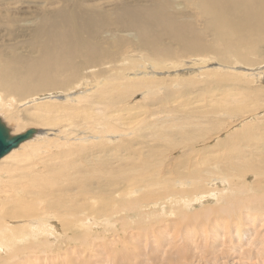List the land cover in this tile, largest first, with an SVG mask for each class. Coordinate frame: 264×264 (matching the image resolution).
Instances as JSON below:
<instances>
[{
  "label": "bare ground",
  "instance_id": "obj_1",
  "mask_svg": "<svg viewBox=\"0 0 264 264\" xmlns=\"http://www.w3.org/2000/svg\"><path fill=\"white\" fill-rule=\"evenodd\" d=\"M146 1L145 6L139 0H56L58 7L52 19L55 25L44 28V34L39 35V40L47 45L40 46L39 57L31 60L27 55L19 64L16 54L9 52L0 59V90L11 98L22 101L38 91L63 89L65 92L64 95L49 93L44 104L23 111L28 122L40 124L41 128L29 127L34 128L32 135L0 158V179L3 178L0 180V264H87L88 261H78V254H86L94 264H196V259L204 260L205 264H264V194L245 200L235 197V201L228 200L229 203L215 209L213 203L202 211L187 210L225 195V186L229 191H238L237 195L240 191L264 193V117L258 118L259 124L254 123L255 131L248 132L247 127L243 132L228 133L225 142L230 151L212 156L216 147L196 148L199 142L221 132L216 128L218 125H212L210 117L215 114L216 121H220L229 111L247 115L245 108L250 101L245 107L246 101L228 93L230 99L211 98L204 108L193 105L194 108L184 110L189 107L188 102L169 107L166 101H177L181 96L178 92L190 91L191 86L196 88L192 76L166 80L160 78L163 71L156 79L151 75L129 74L143 67L154 72L169 69L165 70L166 75L181 73L178 71L182 67V61L178 62L181 57L174 55L175 61L165 59L167 50L157 46L163 36L185 42L190 55H202L197 51L210 49L225 63L234 59L252 66L256 59L249 55L255 57L258 45L264 42V0H188L198 9L194 17L204 18L203 27L197 32L193 29L194 34L189 30L191 25L174 18L173 0ZM115 30L133 31L127 35L137 37L147 48L148 52L139 57L140 64H135V52H114L113 47L118 49L128 42L127 38L113 33ZM209 32L216 40L212 45L221 46L220 50L214 46L208 48L210 44L203 41L198 43L199 37ZM228 69L217 74V70H211L216 74L212 82L221 84L220 95L222 83L231 80L245 97L255 92L241 87L240 84L250 80L238 78L239 73L234 72L230 79L227 73L233 68ZM212 72L209 71L211 75ZM37 74L40 82L33 83ZM252 75L249 76L254 78ZM75 81L80 86L67 90ZM174 83L179 89L172 90L179 91L167 87ZM136 91H142L143 100L150 102L131 115L136 107L126 105L125 101ZM50 98L64 100L47 101ZM259 100L250 103L256 110L264 107L263 100V103ZM3 101L0 98V111L7 115L9 108L5 110L7 105ZM162 101L165 103L159 104ZM153 105L157 107L151 108ZM127 113L130 117H124ZM11 116L10 120L15 119ZM151 117L153 120H149ZM0 119L5 123L2 116ZM91 121L93 125L87 131L98 137L111 129L126 130L131 125L136 134L112 147L107 146L111 140H93L96 143L88 147L65 148L79 132L74 133L75 127ZM51 127L65 134V140L53 142L57 147H53L55 152L45 144L49 132L45 130ZM68 128L72 131L68 132ZM9 129L12 134L25 131L14 133ZM176 151L178 155H174ZM248 178H252L251 186ZM226 180H230L229 185ZM223 208L228 212L222 211ZM210 213L214 217L209 222ZM236 213L242 214L237 215V220H242L240 224L246 227L242 232L237 220L232 219ZM168 216L171 217L167 219ZM204 218L209 223L207 226ZM172 223L181 225L182 232L174 235ZM192 225L203 226L199 228L202 233L198 235L199 241L196 231L189 227ZM227 226L228 231H223ZM202 240L208 241V249L195 251L202 247ZM227 250L232 257L226 254Z\"/></svg>",
  "mask_w": 264,
  "mask_h": 264
},
{
  "label": "rangeland",
  "instance_id": "obj_2",
  "mask_svg": "<svg viewBox=\"0 0 264 264\" xmlns=\"http://www.w3.org/2000/svg\"><path fill=\"white\" fill-rule=\"evenodd\" d=\"M126 1L127 2L128 1L137 2L138 0H126ZM157 1H161V0H157ZM168 1H171V0H168ZM138 3L141 4V5L145 4V6L148 5V2L146 0H139ZM173 6H174V8H173L174 18L177 21H179V22H183V23H187V24L191 25L192 27L189 30L192 32V34L195 33L194 30L197 32L199 30V28L203 27L204 18L194 17V14L197 12L198 9L195 8V6L190 1H188V0H173ZM57 7H58V2H56V0H44V1L43 0H0V59H3V57L8 56L9 52H12V53L16 54V57L18 59L17 62L19 64L21 62V59H25V56H27V55H30L27 59H31V60L39 57L40 52H38V50H40V46H42V45L43 46H47L46 43H44L43 41L39 40V35H43L44 34V28L51 29L52 27H54L55 24L52 23V19H53V15H54V12H55ZM6 8H9L10 10H6ZM7 21L10 23L8 26H6L4 24V22H7ZM113 33L118 34L117 36H122V37H125V38L128 39V42L125 44V46H123V44H122V45H120V47L118 49L113 47L114 48V52H120V51L123 52L125 50H126L125 52H129V50H130V52H135V54H133L134 56L132 55L134 58H136L135 64H138L136 62H139V64H140L139 57L141 56V53L148 52V50H147L146 47H144L137 40V37H132V36L129 37L127 35V33L128 34L129 33L132 34L133 31H127V32L121 31L120 32V31H116L115 30V31H113ZM119 33H121V34H119ZM201 41H203V42H205L207 44H210L208 46V48L211 47V46H214L216 48V50H220L222 48L219 45H212V43H216V40L213 38L211 32H209L207 34H204L202 37H199L198 43L200 44ZM157 46H158L159 49H166L167 50V54L165 55V59L173 58L172 60L175 61V58L173 57L174 55H175V57H177V56L181 57V60H178V62L182 61V63H180V65H182L183 68L181 67L180 69H178V71H180L181 73H176L177 75L176 74L166 75L167 72L170 71L169 69L164 68V69H161L159 72L158 71L154 72L153 69H149L148 68L149 71H147V70H145V68H147V67L144 68L142 66L144 68V74L142 72L143 68H141L140 70H136L135 72L132 71L129 74L131 76H135V77H141V76L149 77L151 75L150 77L154 76L155 77L154 79H156V77L158 78V76L161 75L160 78H162V79L164 78L166 80H168L169 78L179 79V77L180 78L182 77L181 79H184L183 77H187V78L191 79V76H192V78L194 79L193 82L196 81V82H194L195 83L194 85L196 86V88L194 86H191L190 89L192 90V92H190L191 90L189 91L188 89L186 91H183V92H178V94L180 93L181 96L178 97L177 101L174 102L175 99L174 100L171 99L169 101H166V104L169 107H174V105L177 106L180 103L188 102L189 103V105H188L189 107H187L186 109L184 108V110H188V109H190V107L194 108L195 106L197 108H204L208 103H210L209 101L212 100L211 98H215V99H217V98L230 99V97L228 96V93L230 94L231 97L234 96V98H236L238 100L246 101L245 102V105H246L245 107H247V104L249 106V107L245 108V109H247L245 112H249L247 114L249 116H247L246 114L241 116V114L239 113L241 111H237L238 112L237 113V112L228 110L230 114L228 113V115H222V117L220 118V121L219 120L216 121L217 117L215 116V114H213L210 117L212 119L211 120L212 125H215V127L218 125L216 128L221 130V132H219L218 134H215V135L213 134L211 136V139L209 138L205 142H199L198 146H196L197 149L203 150V148H204V150H205V148L208 149V146H209L210 149L213 150L214 147H216L214 149V150H216V152L212 156H214L215 154H216V156L217 155L219 156L221 154L220 151L223 152L224 150H228V146L229 145L225 142V139H226V136H227L228 133L235 134L236 132H243L245 130V128H247V127H249V129H250V130L248 128L246 129V131H248V132H252V131H255L257 129V127L253 126V125L259 124V121H261L263 119V117H264V109H261V108H264V107L260 106L259 107L260 109L256 110V109H254L256 107L251 106L250 103H252L251 101L259 100V99H262L263 102H264V99H263L264 95L262 96V94L264 93V77H263L264 76V74H263V72H264V66H263L264 65V42H261L258 45V53L256 54L257 57L256 56L254 57V55H251V54L249 55V57L251 56L253 59H256V60L252 59L253 61H255V64H253L252 66L250 65L251 67L248 66V65H245L243 63L240 64L239 62L234 61V59H232L228 63H225L221 59H219L220 55L216 51H213V50H210V49H207V50L200 49V51H197V52H202V55H197V56L190 55V53H188V52H191L189 50L190 48L188 49V45L185 42L180 41V40H175V39L169 38L167 36L161 37V39L157 42ZM107 47H109V46H107ZM213 56L216 59L213 58ZM261 59L263 60L262 63H261V61H262ZM195 60H196L197 63L195 62ZM203 60L207 61L208 65H207V62H204ZM211 60H212V62H211ZM167 62H166L168 64L167 67H169L170 66V61H167ZM203 63H205V64L203 65ZM195 64H197V65L195 66ZM198 64H200L199 67H198ZM256 64H257V66H256ZM205 65H206V67H205ZM192 68H193V70H192ZM199 68L200 69L202 68L201 71H200ZM206 68H208V69H206ZM217 68H221V70L220 69L217 70ZM228 68H233V70L230 69V72L227 73L228 76L230 77V79L233 76V73L235 72L236 74L239 73V74H237L238 78L239 77H244L245 80H250V81H246V82H244L243 84H240V85L244 89L247 88L246 90H251V92H253V91L257 92V93L253 92V94H255V95H253V94L250 95L252 98H250V96L249 97L248 96L245 97L246 95L243 94L241 92V90H239L236 87L238 85H236V84L233 85L232 84L233 83V82H231L232 80L227 82V83H222V95L219 94L221 92H220V88H218V86H220L221 84L220 85H216V83L212 82L213 79L215 78L214 75H216L218 72L222 73L223 71H224V73H226L227 71H229ZM183 69H185V70H183ZM222 69H224V70L222 71ZM239 69H242V71L244 73H241L242 71L239 70ZM150 70H152V71H150ZM165 70H168V71H165ZM206 70H209L210 72H212L211 70H213V72H215L216 70L217 71L215 72L216 74L212 72L213 73L212 75L208 71V74L201 76V74L204 71H206ZM245 70H246V73H245ZM253 70H255V71H253ZM256 70H257V72H256ZM162 71L164 73H161ZM239 71H241V72H239ZM259 71H260V73L258 74ZM152 72H153L154 75L151 74ZM134 73H135V75H132ZM170 73H174V71H171ZM235 73H234V75H235ZM247 73L249 75L253 74L252 76H254V78L255 77L256 78L255 79L251 78ZM254 73H256V74H254ZM145 74L146 75L148 74V75L146 76ZM240 74L242 76H239ZM39 79H40V75L37 74L35 77H33L32 81H33V83H36V82L39 83L40 82ZM175 81H179V80H175ZM78 84H79V82L75 81L72 84V86L69 89H67V90H74L73 88H76L75 86H80ZM248 85H249V87H248ZM81 86L83 87L82 84H81ZM86 87L89 89V86H86ZM167 87H170L171 90H172V88L179 89L178 86L175 83L172 86H167ZM261 87H263V88H261ZM159 88H160L161 91L164 90L163 87H159ZM177 89H173L172 91L177 90ZM177 91H179V90H177ZM52 92L55 95H57V94H63L64 95L65 94L63 89L50 90V91H45V92L38 91V92L34 93L33 95H31L29 97H26L22 101H17L16 99L11 98L13 96L10 97L9 94H4V92H2L0 90V98H1L2 101L5 99L3 102H6V105H7L6 106L7 108L5 106H4V108H5V110L9 108L7 110L9 112V114L6 115V113L0 111V116L3 117L5 123L12 129V131L14 133L15 132L17 133V131H19V132L24 131V130H26L29 127H35V128L40 127L41 128L40 124L37 125L35 123L36 124L35 125L34 122H28L26 120V118H25V112H23V111L25 109H27L28 107H29V111H32L30 109L31 107L44 104L46 99H49L47 97L45 98V96H47L49 93H52ZM258 92H260V93H258ZM232 93H233V96H232ZM258 94H261V95H258ZM2 95L4 97H2ZM257 95H258V97H255V98H257V99H255L254 96H257ZM142 96H143V92L142 91H136V92L130 94V96H129L132 100L130 98H128L129 100L125 101L126 105H133V106L136 107V111L131 112V115L137 114V112L143 110L144 106H145V102L146 103H148V101L150 102L149 99H147L146 101L143 100L144 98ZM33 98H39V99L37 100V102L36 101L35 102H30ZM140 98H142V99H140ZM57 99H59V100H57ZM60 99L61 98H56V99L50 98V100H47V101H54L55 100L54 102H60L61 100L62 101L64 100V98H62L61 100ZM10 100H11L12 105H11V103H8V101H10ZM42 100H43V102H42ZM72 100L75 101V98L74 99L72 98ZM262 100H259V101L261 102ZM247 102H249V103H247ZM263 102H261V103H263ZM35 103H38V104L34 105ZM164 103H165V101H162L159 104H164ZM16 104H17V106H16ZM55 105H57V103ZM193 105H195V106H193ZM263 105H264V103H263ZM229 106H230V108H234V106L232 104H229ZM12 107H13V109H12ZM155 107H157V106H155V105L151 106V108H155ZM13 110L14 111L18 110V111L14 113ZM248 110H251V111H248ZM225 111H227V110H225ZM16 114H17L18 117L15 116ZM5 115H6V117H5ZM8 115H10V116L13 115L14 116L13 118H15V119L12 120V118H11V120H10V116H8ZM19 116H22V118L19 117ZM255 116H257V117H255ZM124 117H130V114L127 113L126 116L124 115ZM247 117H249V118H247ZM144 118H145V115H144ZM153 118L154 117H151V118H149V120H151V119L153 120ZM244 118H245V120H244ZM258 118H261V120L258 119ZM16 119H18V122L16 121ZM8 120H9V122H8ZM14 121H15V124H14ZM25 121H27L28 123L27 122L25 123ZM32 123H33V125H32ZM18 124H21V125H18ZM247 124H250L251 126L250 125L248 126ZM92 125H93V122L92 123L88 122L86 124L80 125L81 127L80 126L75 127L76 131L74 133H76L78 131L79 132L76 133L75 140H72L71 143L69 144V146H71V147H69L67 145L65 148H67L69 150V148L72 149L76 145H79L81 147H83V146L88 147L91 144H94L96 142H103L105 140H111V142L107 143V146L109 144L108 147H112L113 144H114V146H115V144L119 145L123 141H127L126 139H130L132 136H134L136 134V132H134L135 129L132 128L134 125H131L129 128H127L128 130L127 129L126 130L125 129H120V130L116 131L114 129H111V132H110V130L107 132L108 135L107 134L103 135V136L106 135L107 136L106 138L103 137V136L98 137V136H95L96 134L93 131H91V132L87 131L88 129L91 130ZM47 127L49 128V126H47ZM224 127H225V129H224ZM252 127L253 128L255 127L256 129H253ZM44 128H46V126ZM226 128H227V130H226ZM17 129H19V130H17ZM81 129H83V130L81 131ZM251 129H253V130L251 131ZM53 130L54 129H52V127L50 129H46L45 130L47 132L49 131L48 134H47V139L48 140L45 141L46 142L45 144L48 145L50 148H52L51 152H55L54 148L56 146L55 147L53 146V142L54 141H56V140L60 141L61 139L65 140V134L61 133V129L59 131H56V129H55L54 132H53ZM235 130H236V132H234ZM71 131H72V129L70 130V128H68V132H71ZM87 132L89 133V135L87 134ZM112 132H114V133H112ZM220 133H222V134H220ZM92 134H94L93 137L91 136ZM78 135H81V136L78 137ZM82 136H84L83 137L84 139L82 138ZM110 136H113L115 139L113 137L111 138ZM121 136L124 137V138H122ZM125 136H128V138H126ZM94 137L97 138V140ZM81 138H82V141L84 140L83 141L84 143L81 141ZM98 138H101V140L99 141ZM89 139H92V140H89ZM78 140H79V142H78ZM93 140L96 141V142H93ZM121 140H122V142H121ZM219 141H221V142H219ZM72 143H73V145H72ZM117 145H116V147H117ZM217 145H219V146H217ZM223 146H224V148H223ZM228 151H230V149ZM51 152L49 154H52ZM178 154L179 153L176 151L174 155H178ZM208 162H209V160H208ZM2 179L3 178H1L0 180H2ZM247 180H248V182H250L249 186H251L252 183H253V182H251L252 178H248ZM225 182L228 183V185H229L230 180H226ZM224 189H226V192H225L226 194L225 195H222V196L218 195L217 197L212 198L209 201L206 200V202L205 201L200 202L202 204L201 206L199 205L200 204L199 203L195 207L192 206L190 210L187 209V208L186 209L188 211H190V213H192L193 210H194V212H196L198 209H199V211L200 210L202 211L204 206L207 205L208 207H210L209 205H213V203H214V206L212 208L215 209V208H217V207H219L221 205L224 206L225 204H227V202L229 203L228 200H233L235 197L239 198L241 200H245L249 196H257L258 194H264L260 190H258V191L254 190V192L251 191L249 193H247L245 191L244 192L240 191V195H237L238 191H236V192H235V190H230L229 191V187L228 186H225ZM137 191L139 192V189H137ZM238 194H239V192H238ZM233 195H235V196H233ZM223 196L224 197L226 196L229 199H227L226 197L224 198ZM235 200L236 199H234V201ZM178 208H179V206H178ZM225 209L226 208H223L222 211H225L227 213L228 211L225 210ZM222 213H224V212H222ZM209 215L210 216H208V218L207 217H205V218L209 219L208 220L209 222L213 221L212 218L214 217V214L210 213ZM237 215L239 217L242 214L236 213L234 215L235 218L232 217V219L236 221L237 218H238ZM170 217L171 216H168L167 219H169ZM174 217H175V215H174ZM205 218H204V225L207 226L209 223H208V221H206ZM222 218L226 219V217H222ZM227 219H228V217H227ZM241 221L242 220H237L238 223L236 222V224L240 227V231L242 232V230H245L246 227L242 223H241L242 225L240 224ZM228 223L229 222H227V225H228ZM171 226L172 227L175 226L174 227V229H175L174 230L175 231L174 235H177V233L182 232V228L180 227L181 225H179L177 223H175V224L172 223ZM189 227H190V229L192 231H194V232L196 231L195 232V237L197 236L196 238L199 241V236H200V234H202L201 231L199 230V228L203 227V226L194 225V227H193V225H192V226H189ZM196 228L198 230H196ZM171 230H173V228ZM174 231H170V232H174ZM223 231H228V226L225 227L223 229ZM196 233H197V235H196ZM206 241L207 240H202V242H201L202 244L200 243V245L202 246L201 247L202 249L201 248H200V250L196 249L195 251H199V252H201L202 250L206 251L208 249L207 246H206V244H208V241L207 242ZM204 244H205V248L203 249V245ZM227 245H232V244L230 243V244H227ZM222 249H223L222 251L226 250V248L224 246H222ZM80 250H82V248H80ZM226 254L229 257L233 256V254L231 252H229L228 250L226 251ZM78 255H80L79 258H78V261L81 260L82 263H86L88 261L87 264H89V263L94 264V263L91 262L92 261L91 258H89V259L87 258L86 254H78ZM70 257H73V255H71ZM83 258H85V259H83ZM92 259H94V257ZM195 261H196L195 262L196 264H200L201 262L203 264H205V261L202 260V259L199 260V262H198V259H196Z\"/></svg>",
  "mask_w": 264,
  "mask_h": 264
},
{
  "label": "water",
  "instance_id": "obj_3",
  "mask_svg": "<svg viewBox=\"0 0 264 264\" xmlns=\"http://www.w3.org/2000/svg\"><path fill=\"white\" fill-rule=\"evenodd\" d=\"M33 132L34 128H28L20 134H12L9 127L0 119V158L29 138Z\"/></svg>",
  "mask_w": 264,
  "mask_h": 264
}]
</instances>
